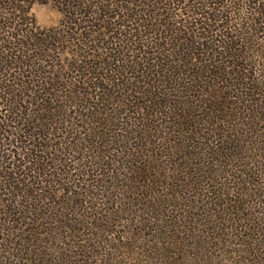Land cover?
<instances>
[{
    "label": "trees",
    "instance_id": "16d2710c",
    "mask_svg": "<svg viewBox=\"0 0 264 264\" xmlns=\"http://www.w3.org/2000/svg\"><path fill=\"white\" fill-rule=\"evenodd\" d=\"M0 264H264V0H0Z\"/></svg>",
    "mask_w": 264,
    "mask_h": 264
},
{
    "label": "rangeland",
    "instance_id": "374dc122",
    "mask_svg": "<svg viewBox=\"0 0 264 264\" xmlns=\"http://www.w3.org/2000/svg\"><path fill=\"white\" fill-rule=\"evenodd\" d=\"M31 12L35 17L37 24L41 28L56 27L60 24L62 20V14L58 11V9L55 7L53 3H47V4L36 3L32 6ZM235 167L236 166L233 164L228 165V163H224V160L221 159L220 156H208L206 154H202V156H199L197 160L194 161V163L192 164L191 169L193 170L190 173L186 171V172H182L179 175L177 174V176L175 178H172L171 182H169L168 187L165 186L164 188L163 183L162 186L158 184L157 187H155V192L158 195V197H164L166 193L171 192L170 191L171 185L172 183H174V188L175 190H177V192L175 193L173 198L176 201H178V203H182L188 206L191 205L189 207L193 208L194 212L196 213L198 212L200 214L207 213L209 209L211 213H213L216 216L217 212L220 211V206L219 205L214 206L213 203H219L221 201L223 196L219 197V195L222 194L223 192H221L219 188L222 186L227 187L226 185V182H228L227 178H230L229 175H233L232 173L235 170ZM186 176H187L186 181L188 179L191 180V183L189 184V188L188 186L187 187L185 186L187 182L183 180L184 177ZM212 186L214 188H212ZM194 192H196L194 194L195 196H193ZM123 194L124 191L118 193V196H122ZM101 195L102 193L99 196L100 200L97 199L96 201H94V199H91V201L93 200L92 201L93 203H98L97 205L99 207L101 206L100 202H102ZM88 211L92 212L91 210ZM225 218H228V216H226ZM139 233H141V235L140 237H137V243L134 244V246L132 245L133 246L132 253L129 254L123 248H122L123 251L121 249L122 251L121 254H125L126 255L125 257L128 259L135 260L137 257H141V255L143 254L145 233L144 232H139ZM152 241L156 243L154 240ZM117 253H120V250H117Z\"/></svg>",
    "mask_w": 264,
    "mask_h": 264
}]
</instances>
